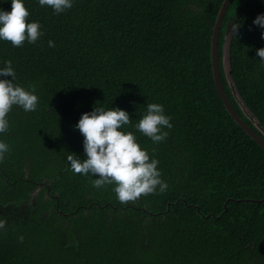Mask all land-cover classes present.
I'll return each mask as SVG.
<instances>
[{"label":"trees","instance_id":"16d2710c","mask_svg":"<svg viewBox=\"0 0 264 264\" xmlns=\"http://www.w3.org/2000/svg\"><path fill=\"white\" fill-rule=\"evenodd\" d=\"M223 1L75 0L57 15L25 0L44 35L21 47L0 40V65L12 60L16 82L35 84L39 104L33 112L14 106L0 134L9 144L0 161V264H264V150L233 121L213 79L211 38ZM0 7L11 10L9 2ZM260 13L261 0H232L217 54L227 99L264 141L222 68L230 36V76L264 128V62L256 55L264 29L252 23ZM152 102L172 117L158 143L135 129ZM100 105L128 111L124 130L159 160L164 192L122 203L114 184L96 188L91 174L72 171L68 152L85 158L74 125Z\"/></svg>","mask_w":264,"mask_h":264},{"label":"clouds","instance_id":"9594fccd","mask_svg":"<svg viewBox=\"0 0 264 264\" xmlns=\"http://www.w3.org/2000/svg\"><path fill=\"white\" fill-rule=\"evenodd\" d=\"M3 2H9L11 10L0 7V40L10 42L13 47H21L25 42L35 44L44 33L39 20L28 19L30 12L25 0H0V3ZM74 2L75 0H38L41 7L47 6L57 15L71 9ZM261 2L264 3V0ZM252 23L264 29V13L257 14ZM240 27L239 22H234L231 25L232 34L238 33ZM261 37L264 38V31L261 32ZM48 46L55 47V42L49 40ZM256 55L264 62V47L257 48ZM9 76L11 79L7 78ZM16 80L12 60L4 61L0 65V134L9 130L8 114L14 106L25 112H33L38 108L36 85L25 87ZM132 120L125 109L94 106L91 111L82 113L74 125L83 136L85 158L81 159L76 153L68 152L67 155L72 171L83 175L91 174L96 188L114 184L113 191L122 203L135 201L142 194L147 195L157 190L164 192L168 187L167 182L161 178L159 160L141 147L135 132L124 130ZM171 121L172 117L166 114L164 105L152 102L146 105L135 129L158 143L169 135L166 129L173 128ZM8 151L9 144L0 139V161Z\"/></svg>","mask_w":264,"mask_h":264},{"label":"water","instance_id":"95a60500","mask_svg":"<svg viewBox=\"0 0 264 264\" xmlns=\"http://www.w3.org/2000/svg\"><path fill=\"white\" fill-rule=\"evenodd\" d=\"M232 0H224L221 8L218 12L214 27H213V31H212V38H211V59H212V71H213V79L218 91V94L224 104V107L226 109V111L228 112V114L231 116V118L233 119V121L236 123L237 126L241 127L243 129V131L250 137L252 138L263 150H264V141L258 137L247 125L246 123L242 120V118L236 113V111L234 110V108L232 107V105L230 104L229 100L226 97V94L224 92V88L223 85L221 83L220 80V76H219V69H218V54H217V42H218V35L220 32V28H221V24H222V20L223 17L226 13V10L230 4ZM229 37H225V43L223 45L222 48V68L225 74V78L227 81V84L230 88L231 94L234 98V101L236 102V104L238 105V107L240 108L242 114L244 116H246L248 118V120L250 122L253 123V125L255 126V128L261 133V135L264 137V128L259 126V123L257 121L256 118H252L249 114V110L245 107L237 89L235 88V84L233 79L231 78V74H230V69H231V65H230V46H229ZM229 40V42H228ZM226 211V209H225ZM224 211V212H225ZM222 216V214L219 216V218ZM214 217V216H212Z\"/></svg>","mask_w":264,"mask_h":264}]
</instances>
